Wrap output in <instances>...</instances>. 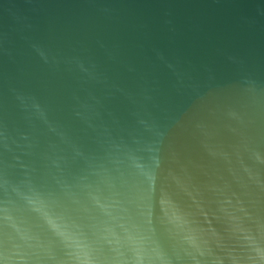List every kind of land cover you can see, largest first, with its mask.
<instances>
[{
    "label": "water",
    "instance_id": "water-1",
    "mask_svg": "<svg viewBox=\"0 0 264 264\" xmlns=\"http://www.w3.org/2000/svg\"><path fill=\"white\" fill-rule=\"evenodd\" d=\"M0 264H264V0H0Z\"/></svg>",
    "mask_w": 264,
    "mask_h": 264
}]
</instances>
